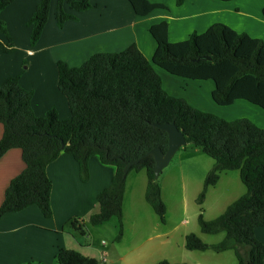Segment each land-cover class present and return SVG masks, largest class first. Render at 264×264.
<instances>
[{
  "label": "trees",
  "instance_id": "obj_1",
  "mask_svg": "<svg viewBox=\"0 0 264 264\" xmlns=\"http://www.w3.org/2000/svg\"><path fill=\"white\" fill-rule=\"evenodd\" d=\"M15 0H0V13ZM229 2L232 0H219ZM135 13L147 16L158 8L168 7L150 0H129ZM185 0H176L181 6ZM51 0H40L29 20L31 45L40 40L48 22ZM83 12L93 7L90 0H57L56 19L62 28L77 16L66 11ZM264 13V9H263ZM0 53L16 50L0 20ZM157 41L152 60L137 44L120 52L93 54L80 66L64 60L57 62L58 87L66 96L71 111L61 119L56 108L38 116L32 107L34 92L20 84L21 74L9 76L0 84V160L10 150L19 149L24 170L8 186L0 206V219L7 213L20 212L31 205L39 207L45 217L53 213V183L47 167L65 150L79 163L83 176L89 177V161L99 155L105 164L114 165L116 174L109 187L97 197L99 209L81 223L71 221L81 235L87 226L101 225L113 217L119 224L117 241L124 235V197L128 174L124 169L155 147L168 149V133L153 123L174 122L187 137L188 144L199 147L215 160L198 196L203 204L210 186L224 171L239 170L247 192L215 219L207 220L201 208L198 222L206 234L226 232L217 244L204 242L192 232L186 236L188 250L223 252L234 249L237 264H264V243L255 230L264 227V127L248 118L227 120L192 105L187 99L171 95L163 86L157 67L169 74L195 81L213 80L212 98L221 106L246 100L264 110V41L240 33L224 23H215L205 32L192 33L188 39L171 42L169 23L162 21L150 27ZM24 72V70L22 71ZM155 159L147 156L130 171L145 169L148 175L146 198L162 222H166L167 205L162 197L160 176ZM246 248L244 255L241 248ZM40 264V263H26ZM57 264H105L73 249H62ZM159 264H173L163 260ZM185 264V263H178Z\"/></svg>",
  "mask_w": 264,
  "mask_h": 264
},
{
  "label": "crops",
  "instance_id": "obj_2",
  "mask_svg": "<svg viewBox=\"0 0 264 264\" xmlns=\"http://www.w3.org/2000/svg\"><path fill=\"white\" fill-rule=\"evenodd\" d=\"M90 1L93 7L83 12L71 10L68 5H65L66 11L75 14L77 20H68L62 28H59L55 22V20L57 21V0H51L49 19L37 44L34 47L22 44L26 51L25 54L16 53L18 45H21L20 42L13 43L16 45L14 52L0 53V83H3L9 76L21 74L20 84L22 87L34 92L32 107L38 116H43L48 110L56 108L61 119L71 117L68 100L58 87L57 62L59 60H64L71 66H80L95 53L120 52L134 43L139 46L147 59L152 60L157 48V41L151 34L150 27L162 21L169 23L171 42L186 40L194 32L203 33L215 23H224L240 33H248L252 37L264 41V0H232L229 2L185 0L181 6L176 4V0H150L154 3L164 4L168 9L158 8L147 16L137 15L129 0ZM39 2L40 0H15L0 13V20L9 25V30L12 31L15 38L21 39L22 37L24 41H29L31 29L26 25ZM14 18H16L17 24L11 25ZM0 40L7 41V35L1 31ZM23 59L28 62V66L24 72H20L21 65L18 67V64ZM158 69L169 74L157 67L158 72ZM161 77L164 88L171 95L190 101L183 94L182 86L187 84V87H190L195 80L183 78V81L180 79L175 81L172 79L173 77L164 74ZM177 84H179L178 88L175 86ZM207 84L209 92H212L214 86L210 83ZM204 101L212 105L209 97ZM203 104L205 103L203 102ZM194 106L203 110L201 106L196 104ZM2 134L3 126L0 124V138ZM195 148L194 152L198 150L203 152L199 147ZM215 163L214 159L207 162V171H210ZM171 164L172 162L160 175L165 203L167 202L165 193L167 192L168 197H171L175 180L177 178L183 180L185 172H187L183 162L177 161L175 166H171ZM89 167V177L83 176L79 163L65 150L61 151L58 157L48 165L47 174L53 183L51 192L53 213L51 217H45L38 206L31 205L20 212L5 214L0 219V264H57V255L62 249L76 250L84 256L96 258L105 264L109 260L110 263L120 264V262H126L128 256L131 259L132 255L141 253H144V259H146L144 261H148V264H159L165 259L173 264H204L205 257H209L211 254L207 252L213 250H189L192 258L181 262L173 260L167 255L169 251L173 253L177 247L172 236L177 230L181 232V229L186 227L189 222L180 206L179 208L173 207L182 212L178 221L169 222L167 203L166 222L161 221L146 198L148 175L145 169L129 172L123 204V220L126 229L121 241L116 240L118 234L115 230L116 233L112 234L111 238L106 235L108 241L112 240V242L108 244L102 240V245L98 244V235L94 233V230L106 226V222L94 229H89L87 236L82 237L83 235L76 232L71 226V221L78 218L83 223L88 221L90 215L98 211L97 197L100 192L111 185L117 171L114 165L105 164L99 155L91 157ZM24 168L25 163L19 149L8 151L0 160V206L11 181ZM205 174L200 173L197 176L196 183L199 188L201 185L204 186ZM221 176L220 181L208 189L207 200L203 204L206 214L209 211L206 208V203L209 197L210 200L213 198L212 194L217 189L216 186L224 180L223 177L226 178L228 185H232V181H236V183L231 186L229 191H226L225 196L230 198L226 206L222 207L218 200L214 205L219 206L220 209L212 216L207 214V220L215 219L223 214L230 204L247 192V186L243 183L239 170L224 171ZM187 181L194 182L190 178ZM186 185V183H182L183 191L186 190ZM195 215L198 219L199 212ZM109 222L107 221L106 224ZM189 233L192 232L185 231L180 234L181 248H186V236ZM194 233L198 234L204 242L206 241V233ZM126 234L143 238L140 241L145 249L133 242L122 253V246L119 245L124 243ZM255 234L264 243V227H258ZM215 235H217V240L209 244H217L224 240L226 232L223 231ZM147 242L150 243V246H146ZM116 250H118L117 254H115ZM213 252L228 255L232 261L231 264L238 263L234 249ZM136 264H141L140 260Z\"/></svg>",
  "mask_w": 264,
  "mask_h": 264
},
{
  "label": "rangeland",
  "instance_id": "obj_3",
  "mask_svg": "<svg viewBox=\"0 0 264 264\" xmlns=\"http://www.w3.org/2000/svg\"><path fill=\"white\" fill-rule=\"evenodd\" d=\"M56 9H57V4H56ZM11 15H14V13H11ZM16 18L13 19L14 20L13 22L11 21V23H10L11 25L17 24L15 21ZM28 22H27L26 26H28L27 28L31 29V35H32V27H31V25H29ZM55 22L57 24L56 20H55ZM7 31H8V33L11 37V40L13 41L14 44L19 43V42L21 43V45H18L16 53L25 54L26 51L24 50L23 46L26 44L29 46H32L31 45V36H30L29 41L26 42L23 40L22 37H21V39L15 38V36L11 33L12 31L9 30V25H7ZM22 44H24V45H22ZM32 47H34V46H32ZM27 66H28V62H26L24 59L22 60L21 63L18 64V67L20 68V72H22L23 70L25 71V69H27ZM159 74L160 75L164 74V75H167L171 78L173 77L172 79H175V81L178 79L183 81V78L171 76L162 70H159ZM192 83L193 84H191L190 87H187V84L185 86H182L185 90V91L183 90V94L186 95L190 99L191 102L190 101L189 102L191 104H193V105L196 104L197 106H201V108H203L204 111L217 114L218 116H221L227 120H235L238 118H248V119L252 120L254 123H256L258 126L264 127V110L261 107L256 106L254 104H251L246 100H237L232 105L221 106V105L217 104L216 102H214V100L212 98V92L211 91L209 92V89L207 86L208 85L207 83H210V85L214 86L213 80L193 81ZM194 83H196V84H194ZM166 86H168V85H166ZM175 86L178 88L179 84H177ZM180 91H182V89H180ZM207 97H209L211 99L212 105H209L207 102L204 101L205 98L207 99ZM203 102L205 104H203ZM195 147L196 146L192 143H189V144L183 146L175 154V156L171 160V162H172L171 166H173V165L175 166L177 161L179 163L183 162L184 169H187V172H185V176L183 177V180H180V178H177L175 180L171 197H168L167 192L165 193V198L167 200L166 203L169 206V210L167 207V210L169 211L168 212L169 222H177L179 217L181 216L182 212H184L185 218H187V220L189 222L186 225V227H183L181 229V232L177 230L175 232V234L172 236V237H174V241H176L175 246H177V247L175 248L173 253L169 251V253L167 254L173 260H177L180 262L185 260V259L190 260L192 258V254H190L191 251L187 250L185 247L181 248V243H179V241L181 240L180 234H183L185 231H189V232L194 231V232L202 233L200 230V226L198 225V219H197L195 214L198 212L200 213L201 208L203 209L205 219H207V214H209V216H212L215 212L217 213L218 210L220 209V207L217 205H214V204L219 200L222 207L226 206L227 202L230 199L229 197L225 196L226 191L227 190L229 191L231 189V186L235 185V183H236V181H232V185H228L226 178L223 177L224 180H222V182H220V184L218 186H216L217 189L212 194L213 198H211V200H210V197H209V200L206 203V208L209 210L206 214L205 213V207L203 208V204L207 200L208 193L206 195L204 203L202 205L199 204L198 197L196 199V196L199 193H201L200 191H202L204 186L201 185V187L199 188L196 182H197V176H199L200 173L205 174L207 172L205 174V178L203 181V184L205 183L206 176L210 172V171H207L206 163L209 161H213V158H210L209 156H207L205 153L201 152L200 150H198L197 152H194V150L196 149ZM188 178L193 179L194 182H188L187 181ZM182 183L187 184L186 185L187 188L185 191L182 190ZM232 188H234V187H232ZM179 206H180L181 210L183 209L182 212L179 209L176 210L173 208V207L179 208ZM193 215H195L194 218H193ZM123 219H124V217H123ZM109 221H108L109 222L108 224H106L107 222L105 223L106 226H102V228H96L97 230H94V233L96 235H98L97 236L98 237L97 242L99 245H102L101 244L102 240H105L109 244L110 242H112V240H110V242H109L107 236H109V238H111L112 234L116 233V231H117V234L119 233V224H120L119 220L116 217H113ZM111 221H113V222H111ZM123 222H124V220H123ZM125 225L126 224H124V232L126 229ZM87 227H88L87 232H89V229H94L96 226H87ZM87 235L88 234H86L85 236H87ZM82 237H84V235ZM205 238H206L205 242L209 241L207 243H210V242H214V240H217L216 239L217 235L206 234ZM140 240H143V238L136 237L135 235H132V234H129V235L126 234V238H125L124 243L122 245H119V246H122V253L126 249H128L129 248L128 245L132 244L133 242L136 243L138 246H141L145 249V246H143L141 244ZM146 246H150V243L147 242ZM117 251L118 250H116L115 254H117ZM241 251L244 255H246V252H247L246 248L242 247ZM198 253H203V252H198ZM207 253H211V254H209L210 255L209 257H205V259L203 260L204 264H231L232 263L231 259L226 254H218V253H215L213 251H209ZM115 259H116V257H115ZM139 260H140L141 264H148V261H144V260H146V259H144V253H141L139 255H132L131 259L128 256V258L126 259V262H120V264H123V263H125V264H136L139 262ZM106 264H119V263H110V260H109V262H107Z\"/></svg>",
  "mask_w": 264,
  "mask_h": 264
},
{
  "label": "water",
  "instance_id": "obj_4",
  "mask_svg": "<svg viewBox=\"0 0 264 264\" xmlns=\"http://www.w3.org/2000/svg\"><path fill=\"white\" fill-rule=\"evenodd\" d=\"M154 126L163 129L168 133L169 144L168 149L164 152L160 147H155L148 151L146 154L142 155L140 158L130 161L125 169V174H128L131 167L138 163L140 160L147 156H153L155 159V174L158 178L161 175V172L170 164L171 160L175 154L185 145L188 144L187 137L182 130L174 122H165V123H153Z\"/></svg>",
  "mask_w": 264,
  "mask_h": 264
},
{
  "label": "built area",
  "instance_id": "obj_5",
  "mask_svg": "<svg viewBox=\"0 0 264 264\" xmlns=\"http://www.w3.org/2000/svg\"><path fill=\"white\" fill-rule=\"evenodd\" d=\"M103 260L105 261L106 259L104 258Z\"/></svg>",
  "mask_w": 264,
  "mask_h": 264
}]
</instances>
